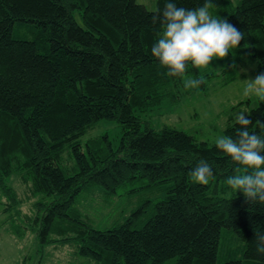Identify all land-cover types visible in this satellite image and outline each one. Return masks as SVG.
I'll return each instance as SVG.
<instances>
[{"label": "trees", "instance_id": "1", "mask_svg": "<svg viewBox=\"0 0 264 264\" xmlns=\"http://www.w3.org/2000/svg\"><path fill=\"white\" fill-rule=\"evenodd\" d=\"M203 2L182 0L185 7ZM208 2L245 33L232 55H246L264 70V0ZM163 3L155 0V10L148 11L135 0H0L3 213L14 218L15 207L36 199L32 230L38 245L74 244L75 253L94 264H264L254 239L264 228V204L250 203L226 183L243 166L185 131L141 126L137 113L173 98L184 76L200 77L190 63L184 74L170 75L151 55L163 30L152 17ZM21 24L32 25L31 40L14 37ZM246 115L250 131L264 135L257 121L264 122V100ZM101 120L120 125L118 144L106 134L82 144L79 138ZM238 127L230 117L222 134L235 136ZM201 159L213 169L207 184L191 175ZM13 177L26 198L18 196ZM91 187L111 197L160 189L164 195L141 198L122 222L98 230L76 207ZM224 234L240 243V257L218 263Z\"/></svg>", "mask_w": 264, "mask_h": 264}, {"label": "rangeland", "instance_id": "2", "mask_svg": "<svg viewBox=\"0 0 264 264\" xmlns=\"http://www.w3.org/2000/svg\"><path fill=\"white\" fill-rule=\"evenodd\" d=\"M135 1L148 11L155 10V0ZM229 2L235 6L239 0H229ZM74 17L77 24L83 27L78 14L75 13ZM33 36L34 30L31 24H21V27L14 29L16 38L31 40ZM198 70L205 83L204 89H200L199 86H183L173 98H167L160 105L143 114L137 113L143 129L149 127L159 130L164 126L172 127L185 131L196 141L214 143L215 136L222 134L230 117L235 118L236 114L242 111L246 115L256 104L257 97L243 94L247 78H253L260 72L255 61L246 55L214 58L208 66L198 67ZM204 74L210 75L208 79ZM189 78L193 77L184 76V85ZM120 133V125L117 122L101 120L89 128L79 141L83 144L89 139L106 134L113 145H117ZM63 158L64 167L70 169L72 163L66 153ZM10 180L20 199L26 198L25 188L20 184L19 179L13 177ZM163 195L164 191L160 189L150 194L142 192L140 195L129 197L121 193L111 197L98 187H91L79 197L76 207L87 223L95 229L105 230L115 223L122 222L138 206L141 198L153 200L163 198ZM35 201L36 199L22 201L10 213L14 218L6 220L8 216L3 213L2 205L4 200H0V264H94L79 257L75 253L74 244L54 243L43 248L38 245L32 230L36 215L32 204ZM149 213L140 218L139 224L145 221ZM16 229H19V232H16ZM223 233L224 230L222 235ZM240 250V243L232 235L224 234V240L220 242L217 262L222 263L228 258L227 256L239 258ZM174 263L175 260L172 259L166 264Z\"/></svg>", "mask_w": 264, "mask_h": 264}, {"label": "clouds", "instance_id": "3", "mask_svg": "<svg viewBox=\"0 0 264 264\" xmlns=\"http://www.w3.org/2000/svg\"><path fill=\"white\" fill-rule=\"evenodd\" d=\"M152 20L159 21L163 30L151 45V55L173 76L184 74L189 63L204 67L214 58L232 55L245 38L244 31L229 19L213 14L208 0L194 7H185L182 0H164L163 8L157 9ZM201 82L202 77L189 78L184 86L196 87ZM243 94L264 100V70L247 78ZM257 121L264 127V122ZM235 123L239 125L235 136L220 134L214 138L218 149L243 166L239 174L227 176L226 183L250 203L264 204V135L250 131L251 121L243 111L236 114ZM191 175L195 181L207 184L213 169L201 159ZM254 239L255 251L264 255V228L255 232Z\"/></svg>", "mask_w": 264, "mask_h": 264}]
</instances>
